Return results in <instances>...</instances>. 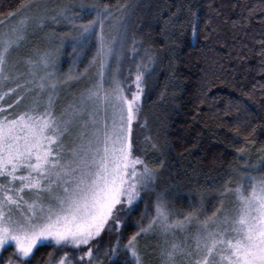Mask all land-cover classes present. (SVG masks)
<instances>
[{
  "label": "snow or ice",
  "instance_id": "obj_1",
  "mask_svg": "<svg viewBox=\"0 0 264 264\" xmlns=\"http://www.w3.org/2000/svg\"><path fill=\"white\" fill-rule=\"evenodd\" d=\"M21 7L26 14L0 19V264H33L48 247L43 264H264V155L206 188L212 200L201 194L187 208L172 203L179 173H166V158H149L150 151L165 157L171 144L166 134L148 129V81L167 59L171 78L160 100L169 86H180L173 83V58L184 8L192 39L198 42L201 32L192 5L177 6L164 20L161 47L171 53L165 57L130 36L134 3L52 10L28 0ZM257 14L264 24V0L247 7L233 27L244 31ZM50 23L70 30L46 35L43 48L28 43ZM216 32L210 15L205 41H214ZM66 43L72 61L63 71ZM25 48L31 51L21 54ZM258 57L264 70V40ZM214 65L210 60L204 71L202 104L215 86ZM241 104L229 98L224 115L234 107L239 112Z\"/></svg>",
  "mask_w": 264,
  "mask_h": 264
},
{
  "label": "trees",
  "instance_id": "obj_2",
  "mask_svg": "<svg viewBox=\"0 0 264 264\" xmlns=\"http://www.w3.org/2000/svg\"><path fill=\"white\" fill-rule=\"evenodd\" d=\"M93 1L100 5L136 4L129 12L130 36L135 33L138 39H143L144 47L151 45L161 57L171 55L161 47L165 43L161 29L171 12H175L177 6L192 5V10L200 17L201 32L197 42L192 39L191 29L186 23V18L190 15L187 8L179 13L178 21L184 27L182 35L177 32L179 38L173 58V83L180 86H169L165 100H160V95L171 78L168 60L165 59L148 81L144 115L153 136L158 132L161 136L166 134L171 144L165 157H161L159 152L150 151L149 158H166V173L170 171L173 176L179 173L178 182L174 181L172 203L177 208H187L190 202L199 201L201 194L205 195L206 201L212 200L214 193H205L204 190L213 184L222 183L232 169L240 168L245 164L244 161L256 163L261 157L260 149L264 148V70L261 69L258 57L259 42L264 40V24L257 14L244 31L233 27V21L246 14L247 7L255 5L258 0ZM27 2L28 0H0V19L9 12H18ZM210 4L219 9L218 15L211 12ZM161 11L164 13L162 17L159 15ZM210 15L217 27L212 42L204 39V25ZM128 43L131 44V38ZM241 53L242 56L239 55ZM128 55L130 58L131 54ZM210 60L218 62V67L213 66L217 78L208 101L202 104L201 82ZM249 92L252 93L251 96L246 94ZM229 98L241 101V110L237 112L234 107L228 115H224L223 110L228 107ZM245 107L247 111L244 110ZM241 148L245 149L243 153L238 151ZM248 152L255 155L245 157L244 153ZM142 211L143 204L139 211L133 213V224ZM133 230L126 229L125 236L131 235ZM50 251L51 247L41 248L36 253L33 264H43Z\"/></svg>",
  "mask_w": 264,
  "mask_h": 264
},
{
  "label": "rangeland",
  "instance_id": "obj_3",
  "mask_svg": "<svg viewBox=\"0 0 264 264\" xmlns=\"http://www.w3.org/2000/svg\"><path fill=\"white\" fill-rule=\"evenodd\" d=\"M38 2L43 4V5H46L49 9H52V10L57 9V6H61L62 7L63 5L69 4V3L78 4L80 2H83V3H86L88 5L97 4V2H95L93 0H38ZM27 11H28L27 9H23L22 8L21 10L18 11V13L19 12H23V13L26 14ZM116 15L118 16L119 13H116ZM87 19H91V16L87 17ZM128 21H129V14H128ZM3 30H4L3 28H0V32H2ZM69 30H70L69 26L64 24V23H61L59 25L50 23L49 26L43 30V32H40V33H38L35 36H30L28 43L31 44V45H35L37 47L43 48L48 43V41L46 39V35L47 36H51L53 31H55L56 35L59 36L61 34L69 32ZM69 39H70V37H69ZM29 51H31V48L22 49L21 50V54H26ZM93 51H94V49H93ZM71 52H72L71 46L66 43L65 47H64V49L62 51V70L63 71H67L68 68H69V65L71 64L72 58L69 55ZM128 54H130V53H128ZM89 55L90 56L87 55L85 57V63L87 62V59H90L91 53H89ZM130 58H131V55H130ZM130 58H127L125 60V71L127 69L128 63L130 62ZM83 67H84V64H81L80 65V69L83 70ZM259 154H261V156L264 155V153H262L261 151H260ZM254 155L255 154L253 152L244 153L245 157H250V156L253 157ZM243 161H244V158H243ZM246 161H248V160H246ZM243 167H244V165H241L240 168H243ZM151 243H154V241H151L150 244ZM105 246H107V242H105Z\"/></svg>",
  "mask_w": 264,
  "mask_h": 264
}]
</instances>
